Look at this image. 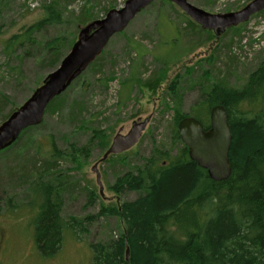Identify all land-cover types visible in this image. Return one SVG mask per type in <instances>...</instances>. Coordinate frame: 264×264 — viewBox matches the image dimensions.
<instances>
[{"label": "rangeland", "instance_id": "obj_1", "mask_svg": "<svg viewBox=\"0 0 264 264\" xmlns=\"http://www.w3.org/2000/svg\"><path fill=\"white\" fill-rule=\"evenodd\" d=\"M51 1L0 0V125L3 117L17 110L58 67L70 50L66 45L76 42L81 28L103 18L111 9H120L126 0H57L63 10L61 23L46 27L31 41L6 52V41L42 19L43 7ZM187 1L216 15L239 11L252 0ZM79 20L86 23L78 25ZM196 26L177 7L153 2L110 39L97 64L70 84L42 122L29 128L21 141L9 148L16 147V153L7 157L9 150L0 153V264H92L89 245L117 238L124 229L122 221L102 215L103 210L142 194L115 195L111 186L117 177L141 167L153 155L154 147L174 154L170 131L175 110L190 115L202 101V93L218 82L240 89L264 58V14L217 37ZM60 36L65 38V46L58 64L51 68L43 43ZM163 58L169 63L164 64ZM157 73L162 84L155 93L141 86L127 87L130 78L143 81ZM175 84L179 104L168 89ZM149 116V124L131 150L97 166L99 193L93 165L120 129L124 135L132 122ZM93 128L105 131L106 149L91 148L86 158L70 157V146L84 147ZM52 147L59 154L56 160ZM53 161L51 169L47 168ZM44 166L49 169L43 175L45 181L58 179L61 183L64 176L69 181L70 187L62 197V218L83 220L86 230L73 233L67 228L60 249L51 257L41 256L35 246L34 212L29 206L31 184L38 175L36 171ZM8 201L13 210L7 209Z\"/></svg>", "mask_w": 264, "mask_h": 264}, {"label": "trees", "instance_id": "obj_2", "mask_svg": "<svg viewBox=\"0 0 264 264\" xmlns=\"http://www.w3.org/2000/svg\"><path fill=\"white\" fill-rule=\"evenodd\" d=\"M43 10L42 19L6 41V52L31 41L33 35L46 27L61 23L63 10L60 2L52 0L44 5ZM86 13L85 17L90 18V14ZM262 14L264 11L254 16ZM77 23L84 25L86 20ZM190 23L189 28L193 29L195 26ZM64 46L63 36L43 43L51 68L61 59L60 50ZM66 46L69 50L72 41ZM102 55L103 52L87 70L94 67ZM164 60V64L169 63ZM218 83L202 93V101L190 115H182L178 109L175 110L170 131V149H175L174 154L154 147L153 155L141 167L117 177L111 186L115 195L127 192L142 194L133 201L103 210L102 215L122 221L124 229L117 238L89 245L92 264H264V58L240 89ZM161 84L157 73L143 81L130 78L127 87L130 86L131 90L133 86H141L155 93ZM176 85L168 89L179 104L175 95ZM62 94L51 101L45 114L59 103ZM215 105L223 106L227 112L232 137L229 149L231 176L221 182L210 180L206 171L189 159L187 148L181 143L177 131V124L184 117H193L206 130L209 111ZM28 129L12 145L21 141V136ZM12 145L3 151H8ZM107 145L105 131L93 128L87 144L82 148L72 144L69 156L86 158L91 148L103 151ZM15 149L9 150L5 156L16 153ZM52 157H59L54 147ZM54 163L47 168L51 169ZM47 168L44 166L36 171L38 175L31 184L33 196L29 206L34 212L35 246L41 256L51 257L60 249L67 228L73 233L86 230L83 220L71 218L65 221L62 218V197L70 187L69 181L65 180L66 176L61 183L58 179L55 182L45 181L43 175ZM10 203L8 201L7 209L13 210ZM89 220L92 221V218ZM127 249L129 259L126 261Z\"/></svg>", "mask_w": 264, "mask_h": 264}, {"label": "water", "instance_id": "obj_3", "mask_svg": "<svg viewBox=\"0 0 264 264\" xmlns=\"http://www.w3.org/2000/svg\"><path fill=\"white\" fill-rule=\"evenodd\" d=\"M157 0H126L120 9L109 10L103 18L91 21L80 29L76 42L59 62L57 68L50 72L42 85L0 125V152L12 145L20 134L31 127L39 125L45 115L47 106L54 98L61 95L99 57L110 39L123 32L130 22L144 9ZM177 7L200 29L212 32L215 37L230 28L246 23L249 19L264 11V0H252L242 9L225 14H209L187 0H160ZM151 116L138 118L132 122L126 134L120 129L112 138L102 158L96 162L91 171L96 175V182L101 193L99 171L97 166L108 157L131 150L140 140ZM209 125L206 130L193 117H185L177 124L180 141L187 148L188 157L197 166L205 170L210 180L221 182L231 176L229 149L231 134L228 114L221 105L213 106L209 111ZM126 261L129 250L125 252Z\"/></svg>", "mask_w": 264, "mask_h": 264}]
</instances>
